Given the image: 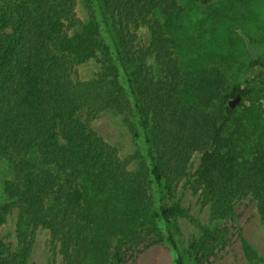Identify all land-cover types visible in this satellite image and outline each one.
<instances>
[{
  "label": "trees",
  "instance_id": "1",
  "mask_svg": "<svg viewBox=\"0 0 264 264\" xmlns=\"http://www.w3.org/2000/svg\"><path fill=\"white\" fill-rule=\"evenodd\" d=\"M78 1L0 0V163L10 171L0 230L14 219L16 239L11 248L0 238V264H29L39 229L62 264H125L127 251L152 235L164 238L160 222L174 264H187L189 255L201 262L224 238L220 224L248 197L264 226V127L250 107L229 106L263 89L264 60L244 89L231 88L224 62L183 67L167 25L182 12L180 0H96L113 50L92 6L88 22L79 20ZM253 1L228 0L226 17L250 21ZM142 28L147 44L139 41ZM91 60L99 64L96 76L74 80ZM107 111L136 114L148 161L129 169L92 129ZM195 155L200 164L189 176ZM191 178L211 226L198 223L201 239L183 248L172 226L179 207L164 199ZM153 187L162 197L157 209ZM242 251L247 264H264L244 239Z\"/></svg>",
  "mask_w": 264,
  "mask_h": 264
},
{
  "label": "rangeland",
  "instance_id": "2",
  "mask_svg": "<svg viewBox=\"0 0 264 264\" xmlns=\"http://www.w3.org/2000/svg\"><path fill=\"white\" fill-rule=\"evenodd\" d=\"M182 12L170 19H162L178 39L177 54L184 68L191 69L199 63H212L216 60L228 68L229 86L246 87L245 82L256 77L263 69L256 62L264 60V0H255L251 4L254 13L250 21H233L226 17L228 0H212L209 3L180 0ZM89 5L94 9L101 25L104 39L113 50L111 38L108 37L101 22L96 0H79L76 14L80 21L89 20ZM78 28H71L73 33ZM141 44H147L148 31L142 28L138 31ZM225 67V68H226ZM99 71L96 60L79 65L74 74V80L86 81L94 78ZM121 82L128 88L124 76ZM264 89V87H263ZM255 86L243 106L236 107L237 112H243L250 107L257 114L259 122L264 127V90ZM241 103V102H240ZM239 103V104H240ZM250 117L251 113H247ZM92 129L105 142L114 148L119 157L127 162L129 169L137 168L142 161H148L147 148L144 144L139 120L135 113L120 114L107 111L100 114L91 123ZM200 164V156L195 155L189 176ZM10 177L9 168L0 163V193L3 182ZM190 181L183 180L170 196L164 201L179 207V214L173 218L174 235L183 248H188L193 241L202 237L198 223L211 226L209 212L203 207L197 194L191 189ZM153 209H157L162 201L156 187L152 188ZM198 221V222H194ZM14 219H10L0 230V238L11 248L15 247ZM163 239L150 236L144 244L130 249L125 254V264H174L175 254L165 239V225L160 222ZM227 230L224 238L212 243L209 252L201 262H196L193 255L187 257V264H247L242 251V240H246L264 258V226L256 204L250 197L238 202L234 218L220 224ZM29 264H62L56 249L50 245V236L46 230L39 229L34 237Z\"/></svg>",
  "mask_w": 264,
  "mask_h": 264
},
{
  "label": "water",
  "instance_id": "3",
  "mask_svg": "<svg viewBox=\"0 0 264 264\" xmlns=\"http://www.w3.org/2000/svg\"><path fill=\"white\" fill-rule=\"evenodd\" d=\"M242 101V97L241 95H237L234 99H232L230 102H229V106L231 109H235L239 103Z\"/></svg>",
  "mask_w": 264,
  "mask_h": 264
}]
</instances>
